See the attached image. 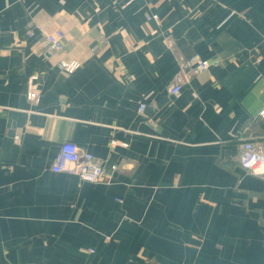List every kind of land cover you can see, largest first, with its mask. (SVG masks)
Returning <instances> with one entry per match:
<instances>
[{"label": "crops", "instance_id": "1", "mask_svg": "<svg viewBox=\"0 0 264 264\" xmlns=\"http://www.w3.org/2000/svg\"><path fill=\"white\" fill-rule=\"evenodd\" d=\"M262 111L264 0H0V264H264ZM66 142L100 182L53 172Z\"/></svg>", "mask_w": 264, "mask_h": 264}, {"label": "built area", "instance_id": "2", "mask_svg": "<svg viewBox=\"0 0 264 264\" xmlns=\"http://www.w3.org/2000/svg\"><path fill=\"white\" fill-rule=\"evenodd\" d=\"M66 36L63 31L55 30L48 32L44 37V47L48 53H59L65 50ZM81 64L78 61L60 62V68L71 74L75 72ZM211 67V63L199 55L183 59L179 64V69L169 85V92L173 95L179 94L186 83ZM37 76L32 77L29 83L28 98L30 101L37 102L40 93L37 88ZM144 105L140 107L143 111ZM264 117V111L260 113ZM239 162L255 176H264V149L255 145L251 141H246L240 149ZM54 173H66L78 177L87 183H98L104 176L102 163L91 153L82 152L80 148L72 142L64 143L60 148L59 156L52 165Z\"/></svg>", "mask_w": 264, "mask_h": 264}]
</instances>
